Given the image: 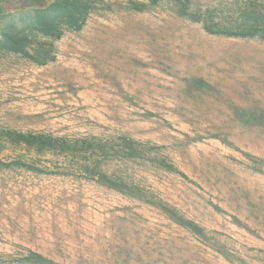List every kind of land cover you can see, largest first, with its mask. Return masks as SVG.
<instances>
[{"label": "rangeland", "instance_id": "rangeland-1", "mask_svg": "<svg viewBox=\"0 0 264 264\" xmlns=\"http://www.w3.org/2000/svg\"><path fill=\"white\" fill-rule=\"evenodd\" d=\"M252 27L264 0L6 4L0 264H264Z\"/></svg>", "mask_w": 264, "mask_h": 264}, {"label": "trees", "instance_id": "trees-1", "mask_svg": "<svg viewBox=\"0 0 264 264\" xmlns=\"http://www.w3.org/2000/svg\"><path fill=\"white\" fill-rule=\"evenodd\" d=\"M11 0H0V11L1 9L10 2ZM43 0H35V2L38 5H41ZM229 35H233L236 37H246V38H260L264 41V27H252L247 29H240V30H232L230 32H227ZM42 143H46V141H43Z\"/></svg>", "mask_w": 264, "mask_h": 264}]
</instances>
